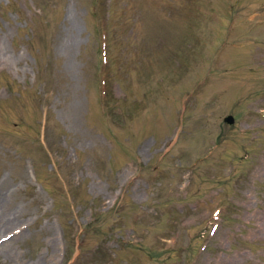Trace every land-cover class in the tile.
Wrapping results in <instances>:
<instances>
[{
  "label": "rangeland",
  "instance_id": "1",
  "mask_svg": "<svg viewBox=\"0 0 264 264\" xmlns=\"http://www.w3.org/2000/svg\"><path fill=\"white\" fill-rule=\"evenodd\" d=\"M0 194V264H264V0H0Z\"/></svg>",
  "mask_w": 264,
  "mask_h": 264
},
{
  "label": "bare ground",
  "instance_id": "2",
  "mask_svg": "<svg viewBox=\"0 0 264 264\" xmlns=\"http://www.w3.org/2000/svg\"><path fill=\"white\" fill-rule=\"evenodd\" d=\"M5 201V198L3 195L0 194V223L3 222V220L8 217V214H7V210H5V205H4V202ZM7 219V218H6ZM8 220V219H7ZM6 224V223H4ZM9 224V223H8ZM10 226V225H9ZM4 227V226H3Z\"/></svg>",
  "mask_w": 264,
  "mask_h": 264
},
{
  "label": "water",
  "instance_id": "3",
  "mask_svg": "<svg viewBox=\"0 0 264 264\" xmlns=\"http://www.w3.org/2000/svg\"><path fill=\"white\" fill-rule=\"evenodd\" d=\"M224 121L227 123H233L234 117L232 115H227L226 117H224Z\"/></svg>",
  "mask_w": 264,
  "mask_h": 264
}]
</instances>
